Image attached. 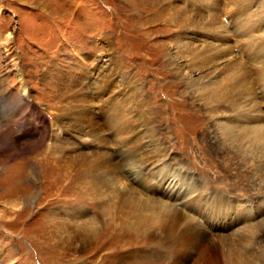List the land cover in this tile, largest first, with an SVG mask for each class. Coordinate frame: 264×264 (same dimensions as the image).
<instances>
[{"label":"rangeland","instance_id":"1","mask_svg":"<svg viewBox=\"0 0 264 264\" xmlns=\"http://www.w3.org/2000/svg\"><path fill=\"white\" fill-rule=\"evenodd\" d=\"M262 51L264 0H0V264H264ZM128 201L163 227L61 238Z\"/></svg>","mask_w":264,"mask_h":264},{"label":"bare ground","instance_id":"2","mask_svg":"<svg viewBox=\"0 0 264 264\" xmlns=\"http://www.w3.org/2000/svg\"><path fill=\"white\" fill-rule=\"evenodd\" d=\"M262 52L263 53H262V56H261L260 65L255 70L256 74L258 75V78L261 81L264 80V51H262ZM235 68H234V71H235ZM231 74L233 75V73H231ZM225 80H227V79H225ZM213 81L215 82L214 79L210 78L204 84L201 83L202 88H200L199 90L201 92H203V88L208 87L207 90H209V94H211V96H215L216 95L218 97V96H220V93H221L222 89L218 88V89H216L217 91L215 89H213L212 87H214V86L210 85V84H212ZM219 81H220V79H219ZM219 81L217 80V82H219ZM263 85H261V86L263 87ZM224 86H225V84L224 85L222 84V87H224ZM24 87H26V86H24ZM219 87H221V86H219ZM262 87H261L260 91L262 90V92L264 94V87H263V89H262ZM224 88L226 89V86ZM223 92H224V90H223ZM205 93L207 94L208 92H205ZM217 94H219V95H217ZM0 95H1V93H0ZM211 98L209 96V99H207V100H209L210 102H215L216 98L215 97H214L215 99H211ZM250 114H245L243 117L241 116L242 119H243V124L241 125L242 128H239L238 130H235V131H237V133L229 132L228 130L225 129V131H223V134L228 140L229 139H231V140L236 139V140H239V141L243 140L244 143L251 141L252 145L253 144L255 145V143H256L258 145V147H259V145H264V117H261L260 112H257L256 115H250ZM120 117H121V115H118V117L116 118V121L119 122V123L122 122V120L124 119V117L123 118H120ZM255 147H256V145H255ZM152 157H154V158L151 161H153V162L156 161V162L160 163L161 159L158 156L155 157V155H154ZM90 164L86 167L87 171H91L90 167L92 166V162ZM92 168H93V166H92ZM133 173L137 174L138 172H137L136 169H133ZM165 173H167V172H165ZM166 178H167V176L165 178H162V181L164 179L166 180ZM176 188H177L176 184L174 183V180H172V182L170 184L164 186V193L169 198L171 197V198L176 199V196L179 197V195H180L176 191ZM132 202H136V201H132ZM161 203L163 205H162V208L160 210H158V213L157 214L149 213V214H151V215H149L147 212H136L135 208L133 206V205H136V204L135 203L132 204L130 201H128V203L126 202L124 205H127L130 208V210L126 209L127 212L124 213V214L118 213V214H115V216H114V215H112L110 213V211H111L110 208L105 209V211H106L105 213L108 216V217H106V219L108 218V220L104 219L103 222L101 223V225L99 226V228H97V226H95V224L91 220H88L89 222L88 221H85V222L84 221L68 222L70 220H68V221L66 220V221H63V223H62L64 225H60V226L58 225L57 229L61 231V238H63V241L65 242L66 245L78 247L79 249H86L96 239L99 240L100 236H102V235H104L106 233V231L108 229V224L110 225V228H111V230H109V232H111V234L114 237L116 235L115 231H117V228H118L116 226L123 227V229L125 228L126 230H131L135 234H140L141 233L142 237H143L144 233L147 231V225H153V224L157 223V224H159V226L161 228L165 224L164 223L165 222V220H164L165 217L163 215H164V213H165V211L167 209L166 206H169L170 204L165 202V201H163ZM173 209H174V207H173ZM155 220H158V221H155ZM116 222H117V225H116ZM114 224L116 226H114ZM126 230H124V231L126 232ZM88 231L89 232L92 231L93 235L90 234ZM125 243H127V242H125ZM126 255H127V257H126ZM131 258H135V257H132L131 254H129V255L128 254H125V255L123 254V255H120V256L117 255L116 260L114 262L111 261V264H131L134 261V260L131 261L130 260Z\"/></svg>","mask_w":264,"mask_h":264}]
</instances>
